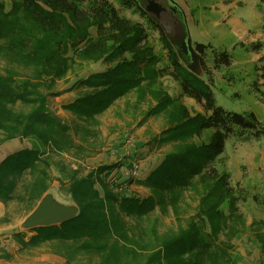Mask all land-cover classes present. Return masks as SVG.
Wrapping results in <instances>:
<instances>
[{"label": "trees", "instance_id": "16d2710c", "mask_svg": "<svg viewBox=\"0 0 264 264\" xmlns=\"http://www.w3.org/2000/svg\"><path fill=\"white\" fill-rule=\"evenodd\" d=\"M122 1L136 6L160 29L170 64L159 65L160 58L147 41V28L122 15L111 0H0V43L17 61L33 63L42 78L12 87L0 85V146L13 139L32 144L8 153L0 161V200L14 199L18 186V196L26 194L31 202L41 199L55 179V169L61 184L67 182V191L78 207L70 219L31 227L30 236L24 231H16L13 236L22 248L49 245L66 256V264L83 257L89 258L86 264H93V256L99 258V264H237L232 257V239L246 226L238 206L241 197L229 173L220 170L217 163L228 138H261L264 129L259 128L254 112L228 110L217 104L210 87L195 83L197 78L187 66L191 57L174 50L164 27L142 0ZM208 47L196 43L201 54ZM251 48L263 50L264 41L254 42ZM213 54L216 68L231 64L227 51ZM76 55L102 60L108 67L78 79L66 89H86L63 106L74 117L72 128L50 110L48 100L49 95L61 93L50 89L66 77ZM201 66L210 73L204 61ZM262 69L260 76L264 79V66ZM165 75L179 83V95L165 88L161 79ZM132 92L138 106L145 100L154 101L145 110L142 122L161 114L169 122L147 143H175V149L138 181L150 188L147 196H120L108 182L107 175L116 167L113 163L100 164L82 174L64 156L73 148L79 150L73 129L86 140H93L100 125L99 115ZM181 95L193 98L202 110L191 114ZM18 103L30 108H18ZM205 130H210L208 138L195 142L194 137ZM189 191L196 195L197 210L183 222L180 213ZM157 206L163 213L173 210L179 220L176 228L160 232L142 226ZM254 237L264 264V230L254 232ZM1 250L3 257H11Z\"/></svg>", "mask_w": 264, "mask_h": 264}, {"label": "rangeland", "instance_id": "374dc122", "mask_svg": "<svg viewBox=\"0 0 264 264\" xmlns=\"http://www.w3.org/2000/svg\"><path fill=\"white\" fill-rule=\"evenodd\" d=\"M111 1L122 15L144 24L147 28V41L160 58L159 65L170 64L168 48L164 45L166 40L162 39L160 29L152 25L148 17L136 6H128L122 0ZM142 1L146 10L154 14L164 27L168 41L175 51L187 54L184 50L187 47H183V42L188 35L191 37L193 53L199 60L196 70L192 71L198 81L195 83L204 86L205 89L210 87L215 93L217 104L228 110L254 112L260 123L259 128L264 129V79L260 76L264 66V49L254 51L251 48L254 42L264 41V0ZM150 3L153 4L149 6ZM198 42L209 45L204 54L196 49ZM214 51H227L231 56V64L216 68L213 62ZM201 61L206 63L210 73L203 71ZM107 67L108 63L102 60L83 59L76 55L66 77L50 89L62 90L59 95H49L50 110L74 128V117L63 106L84 93L86 89L83 86L66 89L78 79L85 78L95 71H103ZM36 79L38 81L42 79L38 77V68L33 63L17 61L0 43V85L12 87L25 80ZM161 79L172 95L181 93L179 83L172 76L165 75ZM46 92L51 91L46 89ZM180 97L191 114L202 110L201 105L193 98L185 95ZM135 100L136 94L132 92L118 99L99 115L98 133L91 141L73 129L72 134L76 144L80 146L79 150L73 148L64 155L72 168H79L82 174H87L103 163L115 164L116 167L107 177L110 178L108 182L113 184L120 196L126 194L147 196L150 188L138 181L147 177L165 155L175 149V143L172 142L162 145L147 143L150 136L165 129L169 122L163 114L152 116L142 122L145 110L154 101L145 100L138 106ZM16 107L27 110L30 105L18 103ZM209 134L210 130H205L193 140L200 142L207 139ZM14 143L16 149L32 145L28 140L13 139L2 144L0 152ZM16 149L7 150L5 153ZM80 149L83 151L80 152ZM133 162L139 164V175L136 177L131 175ZM217 167L229 173L230 182L241 197L238 206L245 219V230L232 239L235 248L232 252L233 260L237 264H261V247L254 237V232L264 230V136L248 140L228 138L226 150ZM52 176L55 179L51 180L50 187L41 199L35 200L36 202H31L26 194L18 196L21 186H18L14 199L9 202L0 200V264H66V256L55 252L49 245L22 248L13 236L16 231H24L28 236L33 234L30 227L25 225V221L45 197H50L62 205H75L67 191V182L64 181L62 185L59 181L60 173L54 169ZM195 196L193 192H188L186 203L180 213L183 222L197 210L198 200ZM178 222V217L171 208L168 213H163L157 206L142 226L147 229L155 227L160 232H165L170 228H176ZM1 249L6 250L11 257H3L4 251ZM88 260V257H83L77 263L69 264H86ZM92 263L99 264V258L93 256Z\"/></svg>", "mask_w": 264, "mask_h": 264}, {"label": "water", "instance_id": "95a60500", "mask_svg": "<svg viewBox=\"0 0 264 264\" xmlns=\"http://www.w3.org/2000/svg\"><path fill=\"white\" fill-rule=\"evenodd\" d=\"M184 46L187 47L184 49L185 52L191 57V61L187 63V66L195 71L196 67L199 65V60L193 53L191 37L189 35L183 42V47ZM77 212L78 207L76 205H62L53 201L50 197H45L29 214L25 221V225L31 228L34 226L56 224L72 218Z\"/></svg>", "mask_w": 264, "mask_h": 264}, {"label": "built area", "instance_id": "2783aa9c", "mask_svg": "<svg viewBox=\"0 0 264 264\" xmlns=\"http://www.w3.org/2000/svg\"><path fill=\"white\" fill-rule=\"evenodd\" d=\"M131 175L136 177L139 175V164L137 162H133L131 167Z\"/></svg>", "mask_w": 264, "mask_h": 264}, {"label": "bare ground", "instance_id": "6f19581e", "mask_svg": "<svg viewBox=\"0 0 264 264\" xmlns=\"http://www.w3.org/2000/svg\"><path fill=\"white\" fill-rule=\"evenodd\" d=\"M16 145L15 143L13 144V146H7L5 148H3V151L0 152V158L2 157V155L7 151V150H13V149H16Z\"/></svg>", "mask_w": 264, "mask_h": 264}, {"label": "crops", "instance_id": "0c3cea01", "mask_svg": "<svg viewBox=\"0 0 264 264\" xmlns=\"http://www.w3.org/2000/svg\"><path fill=\"white\" fill-rule=\"evenodd\" d=\"M17 150V149H16ZM15 151V150H14ZM11 152H13V151H11ZM10 151L9 152H7V153H5L4 155H3V157H2V159L8 154V153H11ZM1 159V160H2ZM120 175V174H119Z\"/></svg>", "mask_w": 264, "mask_h": 264}, {"label": "flooded vegetation", "instance_id": "af4514ba", "mask_svg": "<svg viewBox=\"0 0 264 264\" xmlns=\"http://www.w3.org/2000/svg\"><path fill=\"white\" fill-rule=\"evenodd\" d=\"M151 4H153V3H150L149 6H151Z\"/></svg>", "mask_w": 264, "mask_h": 264}]
</instances>
